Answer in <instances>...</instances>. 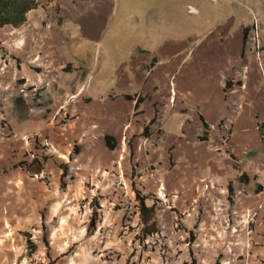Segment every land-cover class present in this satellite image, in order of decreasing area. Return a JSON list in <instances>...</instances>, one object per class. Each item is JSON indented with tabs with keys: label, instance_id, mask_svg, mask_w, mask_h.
Returning <instances> with one entry per match:
<instances>
[{
	"label": "crops",
	"instance_id": "0c3cea01",
	"mask_svg": "<svg viewBox=\"0 0 264 264\" xmlns=\"http://www.w3.org/2000/svg\"><path fill=\"white\" fill-rule=\"evenodd\" d=\"M114 8L113 0H42L24 25L5 26L13 35L4 40V63L0 57V69L8 71V78L0 77V264H264L260 71L256 86L246 82L254 72L243 66V43L236 46L229 34L210 29L195 36L206 41L191 42L173 25L158 28L161 18L151 19V11L145 24L136 23L143 36L130 54L112 58L109 47L103 58L92 56L87 49L104 41L122 46L125 35L106 32ZM18 98L28 107L16 106ZM188 112L192 122H186ZM160 113L161 131L154 132ZM172 117L182 119L175 129L166 127ZM222 123L235 131L228 142ZM45 140L43 173L50 181L31 176L22 164ZM108 152L121 153L120 160L103 159ZM129 152L138 154L139 168L150 166L135 183L136 164L133 172L123 171L126 161L122 166ZM160 183L170 259L159 245L145 248L137 239L144 227L140 213L123 226L122 204L138 205L136 188L154 192ZM84 198L91 207L96 203L100 216L91 234L86 222L76 224ZM186 212L177 230L175 219Z\"/></svg>",
	"mask_w": 264,
	"mask_h": 264
},
{
	"label": "rangeland",
	"instance_id": "374dc122",
	"mask_svg": "<svg viewBox=\"0 0 264 264\" xmlns=\"http://www.w3.org/2000/svg\"><path fill=\"white\" fill-rule=\"evenodd\" d=\"M40 1L42 4V0ZM113 2L115 4V8L112 14L110 15L109 18L110 22L107 27L108 30H106V32H109L110 35H112L111 33L113 34L117 33L119 35H125L126 37L123 40H121L122 46L120 45V47L116 46L115 48H113L111 42H107V41L103 42L104 44L103 46L93 45L92 48L87 49L89 50L88 53L90 52L91 49H93L94 53L92 56L95 55L98 58L100 54L101 58H103L104 52L106 50H110L111 48L113 49V52L112 54L109 55L112 58L120 54L121 55L130 54L129 52L130 48L138 44L139 39L142 40V36H143L142 30L136 27L137 26L136 23L139 24L142 23L143 21V24H145V22L150 19L149 18L150 11L152 14L151 19L152 17H156V16L161 18L163 24L157 23L158 28L166 29L169 26L173 25V28L176 29L178 32L181 31L186 35L190 34L189 39L191 42L197 39V41H195L197 43H202L206 41L207 36L204 35V38L203 37L195 38V36H201L204 33H208L209 30L211 29L212 31H210V33L212 32L213 34H215L220 32L221 37H224L225 35L229 34L232 39L231 40L232 43L236 44V46L238 44L241 46L243 43V29L246 25H249L252 27V29L248 35V40L245 50L246 57L245 55L243 57V66L246 67L248 66L249 70H253L254 73L253 74L248 73L246 75L247 77L245 80L246 82H250L252 86L254 85L256 86L258 77H257V73L255 72L256 70H259L261 78L263 79L264 82V0H113ZM111 23H112V27L109 28ZM12 35H13L12 27H5L0 30V57H2V63H4L3 61L4 57H6V55L9 53L8 49H6V47L3 45L4 40L8 39ZM222 40L223 39H221V41ZM109 47L110 49H108ZM10 57L12 58L11 55ZM111 57L107 58L110 63H112V60L110 59ZM2 70L3 69H0L1 72L0 77L3 79L8 78V76L6 75L8 74V71L7 73L4 74V71ZM107 72L108 73L106 74L108 76V79L112 80V82H115V80L117 79L114 72L112 70H108ZM232 80L233 78L231 79V82ZM245 86L242 87L243 90H247L249 87L247 85V88H245ZM259 92H261L262 95L261 97L260 95L257 96L258 103L260 104L261 101L264 102V88L262 90H259ZM166 121H167L166 123L167 128L175 129L177 125L182 121V119L180 117H172L166 119ZM4 122L7 121L2 120L1 125H3ZM222 124L223 126H225L226 123H222ZM126 155H127L126 159H123L122 161L123 167H124V162L126 161V168L124 170L122 167V169L123 171L133 172V166L136 163H139V160H137L138 156L135 157L138 154L129 152ZM101 156H103V159L105 160L107 159L111 161L120 160L121 153L118 152L101 153ZM67 159L69 158L67 157ZM67 159H65V161H67ZM32 160L33 159L31 157L30 161ZM43 160H45L44 157ZM46 161L47 160H45V162ZM38 168L39 166L35 164L34 166L31 167V170L27 168V172L31 176L35 177V173H36L35 171ZM47 176H49V179L47 178ZM43 177L47 178V180L50 181L52 175L46 173H42V174L39 173L38 178H43ZM94 204L96 203L93 202V205ZM92 212H93V208L88 202V199L87 198L81 199L79 215L80 213H82V217L81 220L77 218L78 223L76 224L78 225V227L80 226V224L85 222L86 224H89ZM77 235L79 236L80 233L78 232ZM41 236L44 237L45 233H43V235L41 234ZM62 236H66V234H62ZM140 236H141V231L140 234L137 235L138 240ZM144 247L146 248V246ZM139 248L137 247L136 249ZM95 253H97V250ZM18 264H20V261Z\"/></svg>",
	"mask_w": 264,
	"mask_h": 264
},
{
	"label": "trees",
	"instance_id": "16d2710c",
	"mask_svg": "<svg viewBox=\"0 0 264 264\" xmlns=\"http://www.w3.org/2000/svg\"><path fill=\"white\" fill-rule=\"evenodd\" d=\"M41 5L40 0H0V30L4 28L5 26H13L15 28H19L22 25H24L28 20V13L36 8H38ZM252 27L249 25H246L243 29V52L245 53L246 50V44L248 40L249 32L251 31ZM232 83L230 80L226 81V90L231 87ZM127 99H134L131 95H126ZM143 101V98L141 96L138 97L136 108H139L140 103ZM20 108L21 106L24 108H27L26 102L23 98H18L16 100V106ZM21 107V108H22ZM206 127H208L207 124H205ZM147 128H145L144 133H147ZM202 139H207V134H205ZM112 136L106 135L105 141L107 146L110 149H115V145L111 143ZM76 153H78V150L76 148ZM45 160L48 159L47 155L43 156ZM22 164L26 165L29 170H31V167L37 164L39 168L35 172H41L43 170V164L41 163L39 158L33 159L31 162H22ZM67 176V166H64V172L62 174V180L65 179ZM232 191L230 186V192ZM137 199L139 200V209H140V217L141 220L144 223V227L141 231V241L145 243V246H149L146 244L147 236L154 233L157 230V218H156V205L147 204V197L139 196L137 194ZM231 199V196H230ZM93 212L90 217V222L88 224V234L93 233L96 230L97 220H99L100 216L97 211V208H95L92 205ZM28 245L30 247H33L31 245V241L28 239ZM190 264H195V261L193 260Z\"/></svg>",
	"mask_w": 264,
	"mask_h": 264
},
{
	"label": "built area",
	"instance_id": "2783aa9c",
	"mask_svg": "<svg viewBox=\"0 0 264 264\" xmlns=\"http://www.w3.org/2000/svg\"><path fill=\"white\" fill-rule=\"evenodd\" d=\"M162 119H163L162 113H160L159 115H156L155 120H154V132H160L161 131ZM194 119H195L194 113L188 112L186 122H192ZM4 129H5V132H7L9 135L10 134L9 129L6 128L5 126H4ZM224 129L226 130V134L224 136V141L228 142L235 135V131H234L232 126H229L226 124L224 126ZM48 147H49V142L47 140H45L44 142L38 143L37 152L31 154L32 159H35L36 157L40 159L41 163L44 166V169H46L45 167L47 164H46L45 160H43V156L47 155ZM138 165H139V163H136L135 170L136 171L138 170V172L134 175V183L143 178V173H142L143 170H146V169L149 170L150 169V166L139 168ZM44 169H43V171H44ZM43 171H42V173H43ZM42 173H40V174H42ZM38 176H39V174L35 173V177H38ZM47 178L49 179V176H47ZM47 178H44V179L47 180ZM117 186L123 187L125 185L123 183H118ZM205 186L208 187V185H205ZM136 191H137V194L139 196L150 198L152 200L153 204L156 205L157 230L154 233L147 236L146 244H148V245H159L162 256L170 259L171 258V250L165 244L166 234H165V230H164L165 229L164 223L166 221V217L164 215V211H165L166 207L168 206V202L166 199V194L163 192L164 188L162 187V184L160 183L158 185V189L154 192L150 191L148 188H146L143 185L140 187H137ZM124 194H126V193H124ZM261 208H262V204H260L258 206V208H256L255 210L250 211L248 214L249 220H254L257 217L258 212L260 211ZM121 209H122L123 215H124L123 216V226L125 227V229H127L130 227L131 223L134 222L136 215L138 213H140L139 202H138V205L132 206V205H130L129 201H126V202H124V204H122ZM187 215H190L189 212H186L183 215H181L175 219L174 226L177 230H181L182 218L187 216ZM158 219H159V221H158Z\"/></svg>",
	"mask_w": 264,
	"mask_h": 264
},
{
	"label": "clouds",
	"instance_id": "9594fccd",
	"mask_svg": "<svg viewBox=\"0 0 264 264\" xmlns=\"http://www.w3.org/2000/svg\"><path fill=\"white\" fill-rule=\"evenodd\" d=\"M27 162H28V161H27ZM30 162H31V161H30ZM42 171H43V170H42ZM42 171H41V172H39V173H42ZM36 173H38V172H36ZM39 173H38V174H39Z\"/></svg>",
	"mask_w": 264,
	"mask_h": 264
}]
</instances>
